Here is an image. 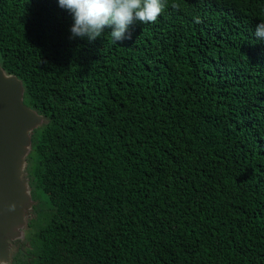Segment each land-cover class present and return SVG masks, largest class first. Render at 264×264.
<instances>
[{"label": "trees", "instance_id": "trees-1", "mask_svg": "<svg viewBox=\"0 0 264 264\" xmlns=\"http://www.w3.org/2000/svg\"><path fill=\"white\" fill-rule=\"evenodd\" d=\"M262 21L264 0H166L114 44L71 38L58 0H0V66L44 118L10 264H264Z\"/></svg>", "mask_w": 264, "mask_h": 264}, {"label": "water", "instance_id": "water-1", "mask_svg": "<svg viewBox=\"0 0 264 264\" xmlns=\"http://www.w3.org/2000/svg\"><path fill=\"white\" fill-rule=\"evenodd\" d=\"M23 96L22 82L0 66V264H9L12 247L25 239L34 205L27 157L31 135L44 118L23 103Z\"/></svg>", "mask_w": 264, "mask_h": 264}, {"label": "clouds", "instance_id": "clouds-1", "mask_svg": "<svg viewBox=\"0 0 264 264\" xmlns=\"http://www.w3.org/2000/svg\"><path fill=\"white\" fill-rule=\"evenodd\" d=\"M74 19L71 38H87L90 42L101 37L106 29L112 42L131 38L130 26L155 23L162 15L166 0H58ZM197 22H199L197 20ZM255 37L264 42V21L256 26ZM9 210H14L10 206Z\"/></svg>", "mask_w": 264, "mask_h": 264}, {"label": "rangeland", "instance_id": "rangeland-1", "mask_svg": "<svg viewBox=\"0 0 264 264\" xmlns=\"http://www.w3.org/2000/svg\"><path fill=\"white\" fill-rule=\"evenodd\" d=\"M26 228V227H25ZM28 233H30V232H28L27 230H26V237L29 235ZM26 242V239H24L23 240V243H25ZM26 247H28V245H26V244H24ZM17 249H19V247H18V245L17 246H13L12 247V249H11V256H12V252H16L17 251ZM19 250H21V249H19ZM22 252H23V248H22ZM12 259V258H11ZM10 264V263H9Z\"/></svg>", "mask_w": 264, "mask_h": 264}, {"label": "flooded vegetation", "instance_id": "flooded-vegetation-1", "mask_svg": "<svg viewBox=\"0 0 264 264\" xmlns=\"http://www.w3.org/2000/svg\"><path fill=\"white\" fill-rule=\"evenodd\" d=\"M18 245V247H19V249H21L20 251H22V242H18V243H16L15 244V246H17ZM23 252H24V250H23Z\"/></svg>", "mask_w": 264, "mask_h": 264}]
</instances>
